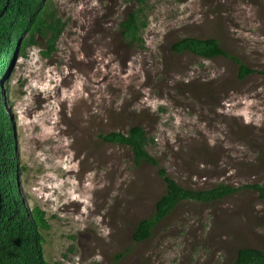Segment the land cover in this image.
<instances>
[{
  "label": "rangeland",
  "instance_id": "rangeland-1",
  "mask_svg": "<svg viewBox=\"0 0 264 264\" xmlns=\"http://www.w3.org/2000/svg\"><path fill=\"white\" fill-rule=\"evenodd\" d=\"M51 1L64 25L54 52L44 55L38 38L8 80L0 77L22 197L50 219L45 257L73 247L78 264H229L241 247L264 250V199L241 188L264 183V0H147L142 46L119 27L138 9L127 0ZM184 37L217 38L255 72L239 80L227 57L174 53ZM133 124L152 136L148 151L181 186L239 190L216 203L184 201L150 239L133 242L165 182L98 136Z\"/></svg>",
  "mask_w": 264,
  "mask_h": 264
},
{
  "label": "trees",
  "instance_id": "trees-1",
  "mask_svg": "<svg viewBox=\"0 0 264 264\" xmlns=\"http://www.w3.org/2000/svg\"><path fill=\"white\" fill-rule=\"evenodd\" d=\"M127 1L138 9L129 12L125 19L119 22V27L129 44L137 43L142 46L143 39L139 34L146 26L142 8L147 0ZM54 12L51 0H0V75L11 69L13 55L14 59L17 56H26V50L37 45L38 38L46 41L47 50L43 52L44 55L50 56L54 52L64 28ZM171 49L177 54L190 52L205 59L227 57L238 66L239 80H244L255 72L241 59L225 51L217 38L184 37L175 41ZM5 88H8V84H5ZM15 133L11 113H8L0 100V264H58L48 262L43 254L44 232L50 229L47 212L38 205L27 206L22 197L19 179L23 169H19L16 158ZM98 136L106 143L127 147L136 166L145 164L156 167L157 174L165 182V192L154 203L151 215L135 224L131 235L133 242L150 239L158 224L184 201L211 204L239 190L226 183H219L207 189L181 186L148 151L153 138L140 124L131 125L125 132L111 131L100 133ZM241 188H249L258 194L260 200L264 199V183H254ZM122 257L123 254H118L115 260ZM229 264H264V250L241 247Z\"/></svg>",
  "mask_w": 264,
  "mask_h": 264
},
{
  "label": "clouds",
  "instance_id": "clouds-1",
  "mask_svg": "<svg viewBox=\"0 0 264 264\" xmlns=\"http://www.w3.org/2000/svg\"><path fill=\"white\" fill-rule=\"evenodd\" d=\"M12 59H13V62H14V60L16 59V58L14 59V55H13V58ZM11 64H10V66H11ZM11 70H12V66H11V69L7 70V72L4 75H0V77L3 76L4 80H8L7 77L10 76ZM0 83H1L0 90H1L2 96H3V104L6 106V109H7L8 113H11L9 111L8 107H7V104H10L11 105L8 97L6 98V95L8 96V88L7 89L5 88V84H7V83H5V81L3 82V80H0ZM13 123H14V121H13ZM72 251H73V247L70 248V252L73 254V257H75V258H72L71 260H69L68 257L69 256H72V254L67 253V252H62V254L58 258H56L54 261H49L48 258L45 257L44 252H43V254H44V258L48 262H51V263H58V264H78L80 262L79 257L81 255V253L78 252V251H73V252Z\"/></svg>",
  "mask_w": 264,
  "mask_h": 264
}]
</instances>
